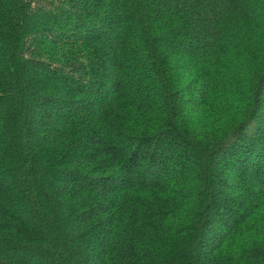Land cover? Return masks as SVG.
<instances>
[{
    "label": "trees",
    "instance_id": "16d2710c",
    "mask_svg": "<svg viewBox=\"0 0 264 264\" xmlns=\"http://www.w3.org/2000/svg\"><path fill=\"white\" fill-rule=\"evenodd\" d=\"M0 264H264V0H0Z\"/></svg>",
    "mask_w": 264,
    "mask_h": 264
},
{
    "label": "rangeland",
    "instance_id": "374dc122",
    "mask_svg": "<svg viewBox=\"0 0 264 264\" xmlns=\"http://www.w3.org/2000/svg\"><path fill=\"white\" fill-rule=\"evenodd\" d=\"M230 173V171L228 172V174Z\"/></svg>",
    "mask_w": 264,
    "mask_h": 264
}]
</instances>
